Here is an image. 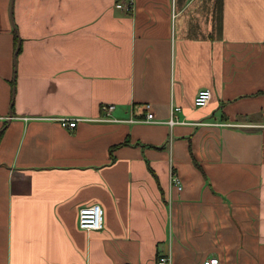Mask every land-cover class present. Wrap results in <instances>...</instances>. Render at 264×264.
Segmentation results:
<instances>
[{"label": "crops", "instance_id": "0c3cea01", "mask_svg": "<svg viewBox=\"0 0 264 264\" xmlns=\"http://www.w3.org/2000/svg\"><path fill=\"white\" fill-rule=\"evenodd\" d=\"M121 1L0 0V264H264V0Z\"/></svg>", "mask_w": 264, "mask_h": 264}, {"label": "built area", "instance_id": "2783aa9c", "mask_svg": "<svg viewBox=\"0 0 264 264\" xmlns=\"http://www.w3.org/2000/svg\"><path fill=\"white\" fill-rule=\"evenodd\" d=\"M132 1H121L118 2L115 7L117 9H125L126 11H131ZM211 100V91L209 89H201L197 92L193 100V106L195 108H204L208 105ZM115 109L113 105H103L101 110L103 112V117H101L98 121L101 122H112L116 121L115 119L110 118L111 112ZM142 109L144 111L143 118L131 119V123H152L155 122L154 113L152 112V108L149 104L142 105ZM180 111L178 107H171L170 117L167 121L168 125L172 126L175 124H185L184 121H178L175 115ZM62 127L65 128H75L78 119L76 118H59ZM171 184H174L179 189H181L180 183L178 179L174 176V174L170 177ZM77 226L80 230L85 232L91 231H99L103 228V209L99 205H91L82 207L78 210L77 217ZM155 264H171V259L168 255L160 256ZM202 264H219V260L216 258H209L202 262Z\"/></svg>", "mask_w": 264, "mask_h": 264}, {"label": "trees", "instance_id": "16d2710c", "mask_svg": "<svg viewBox=\"0 0 264 264\" xmlns=\"http://www.w3.org/2000/svg\"><path fill=\"white\" fill-rule=\"evenodd\" d=\"M16 42H17V37L15 36V38H14L15 46H16Z\"/></svg>", "mask_w": 264, "mask_h": 264}, {"label": "water", "instance_id": "95a60500", "mask_svg": "<svg viewBox=\"0 0 264 264\" xmlns=\"http://www.w3.org/2000/svg\"><path fill=\"white\" fill-rule=\"evenodd\" d=\"M17 50H18V49L16 48V51H17ZM16 51H15V52H16Z\"/></svg>", "mask_w": 264, "mask_h": 264}]
</instances>
